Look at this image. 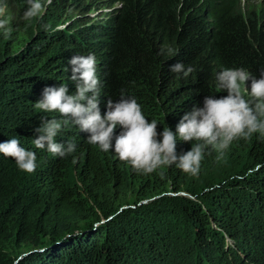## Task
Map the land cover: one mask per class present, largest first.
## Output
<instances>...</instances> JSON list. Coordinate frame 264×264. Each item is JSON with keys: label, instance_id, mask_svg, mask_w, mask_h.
Wrapping results in <instances>:
<instances>
[{"label": "trees", "instance_id": "trees-1", "mask_svg": "<svg viewBox=\"0 0 264 264\" xmlns=\"http://www.w3.org/2000/svg\"><path fill=\"white\" fill-rule=\"evenodd\" d=\"M97 3L54 0L22 47L0 32V144L16 138L37 156L29 174L0 154V264H163L177 257L264 264L260 134L234 140L222 154L207 149L195 176L175 165L138 172L114 147L89 144L71 121L55 139L74 142V153L61 158L33 144L43 118L65 119L34 104L46 87L64 85L74 94L68 61L93 54L101 115L123 90L149 123L157 121L158 139L169 127L177 156L187 153L196 142L181 141L177 125L206 96H227L217 74L243 68L259 79L264 72V8L241 0H111L108 18L98 22L90 15ZM70 7L78 12L73 25L58 29ZM167 48L174 54H161ZM176 63L195 71L173 73ZM246 86L251 101V80ZM122 131L118 125L115 135ZM26 245L34 250L21 254Z\"/></svg>", "mask_w": 264, "mask_h": 264}, {"label": "clouds", "instance_id": "clouds-1", "mask_svg": "<svg viewBox=\"0 0 264 264\" xmlns=\"http://www.w3.org/2000/svg\"><path fill=\"white\" fill-rule=\"evenodd\" d=\"M27 3L23 19L31 22L41 16L43 5L41 0H27ZM2 11L3 8H0ZM7 25V19H0V29H5V36L11 31ZM165 51L172 55L175 50L162 49L161 54ZM68 64L71 80L76 86L75 93L69 94V88L64 85L46 87L42 99L34 104L42 112L59 113L65 118H43L41 126L35 129L38 136L33 140L34 146L37 149L46 148L52 155L63 158L76 151L74 142L63 144L55 139L62 127L71 121L81 132L89 134V144L98 146L104 152L113 151L114 147L119 160L130 163L138 172L150 174L159 168L175 165L182 172L195 176L200 171L207 149L222 154L234 140L249 139L257 133L264 137V72L259 79L243 68L224 69L218 73L217 87L228 94L219 99L206 96L202 108H194L182 117L177 125L179 139L196 143L190 151L178 157L176 134L169 127H164L159 134L162 140L158 139L157 121L149 123L141 105L134 97L125 96L123 90L117 102L109 100L106 114L101 115L100 81L93 54L73 56ZM171 71L187 78L195 69L176 63ZM249 80L251 101L245 99ZM118 125L123 131L116 136ZM0 154L12 158L23 172L31 174L36 170V153L22 147L16 138L0 144Z\"/></svg>", "mask_w": 264, "mask_h": 264}, {"label": "rangeland", "instance_id": "rangeland-1", "mask_svg": "<svg viewBox=\"0 0 264 264\" xmlns=\"http://www.w3.org/2000/svg\"><path fill=\"white\" fill-rule=\"evenodd\" d=\"M54 0H41L43 5V12L41 16L31 22L25 21L23 19V13L28 7L27 0H0V8H3V11L0 12V19H7L8 25L7 28L11 29L10 33L5 36L11 46L13 47H22L30 40V31L32 28L36 29L37 23L40 18L46 13L47 6L52 3ZM98 3L91 9L90 15L94 18V20L98 22L105 21L112 8H110L111 0H97ZM242 5L249 7L250 9L259 11L264 8V0H241ZM119 5H115L118 7ZM78 12H75L72 7H70L65 13L64 18L62 19L60 28H70L73 25V20L77 16ZM0 32L5 35V29H0ZM249 89L248 86H246ZM142 200L139 205H145L154 200ZM138 205V206H139ZM129 206L124 204L121 207V211L127 209ZM136 207V206H134ZM30 250H34V247L30 245L23 246L19 249L21 254H26ZM182 256V255H181ZM163 264H187L186 261L181 260L179 257L177 258H168L167 261L163 262Z\"/></svg>", "mask_w": 264, "mask_h": 264}]
</instances>
